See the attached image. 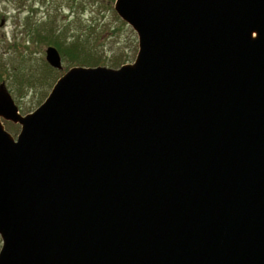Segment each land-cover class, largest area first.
Returning <instances> with one entry per match:
<instances>
[{"label": "water", "instance_id": "1", "mask_svg": "<svg viewBox=\"0 0 264 264\" xmlns=\"http://www.w3.org/2000/svg\"><path fill=\"white\" fill-rule=\"evenodd\" d=\"M115 11L134 63L73 67L27 115L0 86V264H264V0Z\"/></svg>", "mask_w": 264, "mask_h": 264}, {"label": "rangeland", "instance_id": "2", "mask_svg": "<svg viewBox=\"0 0 264 264\" xmlns=\"http://www.w3.org/2000/svg\"><path fill=\"white\" fill-rule=\"evenodd\" d=\"M115 2L0 0V86L5 83L21 114L38 109L72 67L119 69L135 62L138 36L117 15ZM51 46L61 53L63 70L47 63ZM3 122L17 138L21 127ZM2 245L0 237V251Z\"/></svg>", "mask_w": 264, "mask_h": 264}, {"label": "trees", "instance_id": "3", "mask_svg": "<svg viewBox=\"0 0 264 264\" xmlns=\"http://www.w3.org/2000/svg\"><path fill=\"white\" fill-rule=\"evenodd\" d=\"M51 39H52V38H51ZM50 42L55 43V42H53L52 40H50ZM57 46H58V45H57ZM58 48H59L60 50H62L61 53L64 54V53H63V49H62L61 47H59V46H58ZM68 50H69V51H72V49H68ZM67 52H68V51H67Z\"/></svg>", "mask_w": 264, "mask_h": 264}, {"label": "flooded vegetation", "instance_id": "4", "mask_svg": "<svg viewBox=\"0 0 264 264\" xmlns=\"http://www.w3.org/2000/svg\"><path fill=\"white\" fill-rule=\"evenodd\" d=\"M61 54V53H60ZM62 61H63V58H62Z\"/></svg>", "mask_w": 264, "mask_h": 264}]
</instances>
